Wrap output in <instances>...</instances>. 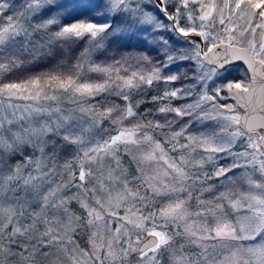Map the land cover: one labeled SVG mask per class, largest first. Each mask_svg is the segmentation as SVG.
I'll return each instance as SVG.
<instances>
[{"label":"snow or ice","instance_id":"obj_1","mask_svg":"<svg viewBox=\"0 0 264 264\" xmlns=\"http://www.w3.org/2000/svg\"><path fill=\"white\" fill-rule=\"evenodd\" d=\"M250 2L251 0H249ZM242 3L243 0H238L234 5L235 9H240ZM261 4H264V0H261V3L252 5V7L258 9L261 8ZM33 5L36 8L44 7V11L50 13L48 18L37 25L35 29L36 31L43 29L48 36V40L43 44L33 41L31 38L32 33L24 29L19 23H13V19L9 17L8 27L0 31V60L7 58L9 63H0V76L3 75L4 71L9 70L10 66H19V62L12 54L6 55L4 53V45L7 42L14 43L16 38L21 35L24 36L21 51H30L34 61L54 60L61 54L53 47V41H66L72 38L81 39L86 36L97 49L105 47L103 42L108 36H111L112 39L135 38L148 46L150 50L153 44L158 43L162 46L158 51L163 53V58L159 64L152 65L150 58L141 54L137 58V67L140 70L131 72L129 76H120L122 70L120 60H113L111 64L95 63L89 56L83 62L78 59L70 68L66 64L58 65V67L68 68L65 72L54 70L49 73H39L19 82L3 83L0 81V252L8 251L12 255L15 253L11 252V248H18L22 255L27 245L20 243L16 237L25 236L30 230L37 231L38 225L52 223L56 217L55 215L50 217V211L55 214L63 210L68 215L70 224L72 214L68 212L66 205L70 199H77L78 197L65 198L63 194L73 187L80 190L83 183L94 175L89 165L97 160L102 161L105 155L113 158L115 168L118 169L120 161L117 152L121 145L125 146V150H128V145H151V151L143 159L155 163L156 174L144 179L146 191L150 190V195H141L139 190L133 191L129 188L128 185L134 183L140 177H133L131 180L125 178L121 182L123 185L122 191L115 196H109V209H106L107 221H105V215L98 211V209L105 208L104 204L98 199L93 200L91 207L88 203L81 201L82 207L87 210L89 225L100 222L115 223L117 225L115 228V246L112 242H109L107 249H104L103 244H96V233H92L91 256L88 252L81 250L83 256L87 258L88 264H111V262L119 261L121 256L117 253V246L120 247L124 258L136 253L140 264H145L146 258L149 264H160L156 255L158 251L169 245L174 237L181 235L188 237L189 243L200 246L201 250L197 254L195 264H213L215 249L219 245L207 244L205 243L207 240H254L256 237H261L264 240V199L247 196L243 199L249 201L248 209L251 211V215H245L243 223H240L239 226V231L246 233L245 235H237V229L231 223L221 222L219 219L216 226L211 230L205 227L203 235H200L199 231H193L187 223L183 225V233L173 232L169 234L167 230L168 224H180L190 215L185 211L187 200L181 199L180 196L181 194H187L190 199L192 196L191 189L194 186L215 179L219 181V187H226L227 183L232 181L229 173L238 168L251 169L253 173H258L264 179V136L258 134L253 136L255 127L251 123H249L247 131L241 130L239 127L233 130V126H239L241 120L238 115L231 114L234 111V106L226 103V101L233 96H238L239 91L247 93L249 89L241 82L227 81L226 74L219 72V69H223L226 64L231 63L227 59L228 51L224 52V64L213 67L210 72H205L199 77L200 80H207L215 76L221 81L213 89L211 95L205 92L200 95L194 104L181 108L162 106L157 109L159 113L174 112L178 117H181L193 115V110L211 103L212 111L217 114L215 118L219 121L217 125L219 131L202 133L199 138L187 136L186 130L194 122L191 121L179 131L171 134L169 137L171 143L166 151L159 141H153V137L147 134L146 129L171 128L174 121H167L166 125L148 121L147 124L138 122L131 127L121 126L123 121L137 117L135 109L139 107V102L133 104L129 95L124 94L123 89L139 88L141 85L150 87L154 82L161 81L167 85L178 80L177 75H163V72L170 69L173 62L177 60H196L199 69L203 71L206 67L205 62L200 59L203 49L200 44L188 40V37L195 35L202 38L205 46L211 44V47H208V52L224 45H227L228 49L236 47L234 42L237 40V35L234 29L224 27L226 19L228 23H231L230 17L225 18L222 15L223 8L229 7L228 3L223 4V8L220 9L221 15L217 18L214 15V10L217 8L214 3H204L203 0H152V3L147 6L153 8L164 20L169 22L167 28L152 12L144 11L146 5L143 4V0H103L102 3H94L93 0H31L30 8ZM7 7L6 2L0 4V13ZM169 7H171V12ZM85 12L89 14L94 12L95 16H85ZM259 16L264 18V11H260ZM77 17H84V19L79 22L66 23V21H74ZM100 17L105 18L108 22L102 24L87 22L90 18ZM117 19L126 26L114 27L112 21ZM248 23L249 28H244L240 35L242 36L244 32H248L250 29L253 34V38L249 41L250 47L255 50L258 46L259 51H255L254 54L258 57L264 56V22L255 26L251 25L250 20ZM217 24L220 26L218 31L216 30ZM50 27L58 30L49 33L48 29ZM257 29L261 30L258 45L255 38ZM163 31L169 33L167 39L159 35ZM122 33L127 35L122 36ZM169 39L179 43L191 44L192 55L173 54L177 50L170 49ZM81 55L83 56L84 53ZM259 63L264 65V58H261ZM141 64H147L150 71L145 72L141 68ZM123 71L127 73V69H123ZM90 73L100 74L103 79L101 81L92 80L89 76ZM113 75L116 79H113ZM117 81H119V84H117ZM114 86L121 89L115 94L122 97L125 107L120 108L118 105H112V107H106L103 112L98 114L101 118H110L114 111L119 110L121 115L112 120L116 134L110 135L103 143L85 139L86 130L81 126L85 115L95 117L100 104L108 103V101L101 98L98 103H93L91 107H84L81 102L84 100L96 101L97 97H103L105 93L111 94ZM234 90L237 91L234 92ZM183 91L186 90L177 88L165 91L160 97H152L150 102L156 103L158 100H167L170 97L177 98L178 93ZM224 92H227L228 95H221ZM189 95H191L190 92ZM64 96L69 97L73 103L80 106L70 110L62 109L58 105L52 106L53 103L58 102ZM3 97H7L9 100L7 107L12 109L11 119L4 114ZM12 98L30 100L33 103L25 105L23 114L17 116L16 110L20 106L11 104ZM220 101L225 103H219ZM237 103H239L238 100ZM40 114H46L47 118L41 123L40 127H32L29 118ZM200 118L204 119L203 116ZM137 119L139 120V117ZM20 120H28L29 127L17 132H11L9 128L11 132V140H9L4 135L5 126L13 125ZM49 134L62 140L67 145L76 146L73 159L66 161L61 166L64 172L58 173L56 171L57 165L54 155L51 157L45 155V146L48 144L45 137ZM141 136L142 138H140ZM180 138H184L187 143L180 144ZM240 138H245L243 143L239 145L244 151L237 152L233 150V147ZM25 146H30L33 149V152H30L28 156L24 155ZM52 146L56 147L55 141L52 142ZM37 150L41 153V156L32 159L34 152ZM169 152L180 153V155L174 158L169 155ZM193 153H202L201 159L191 164L192 169H195V171H186L189 161L185 157H191ZM16 156H19L24 163H16L15 165L10 163ZM49 159L53 161L51 167L48 166ZM221 161H231V163L223 165ZM74 164L77 167L73 168ZM205 165H211L213 171L211 173L203 171ZM29 168L31 171L24 175L25 169ZM33 172L36 175H33ZM65 174L68 176L67 181L63 180ZM57 176L61 178L59 182L54 179ZM243 176L251 187L264 189V184L255 183L253 176L248 171H245ZM76 180L80 183H75ZM188 181H191V183H188ZM157 183L159 187L156 186ZM45 186H47V191H44L41 195V191ZM18 189L22 190L24 195H17ZM203 190L212 191L213 186ZM8 193H11V196H8ZM29 193L33 194V200L31 201L28 200ZM231 195L230 191L220 192L215 199H227ZM157 199H167L169 203L160 208L159 212L154 210L144 214L145 201L152 204ZM10 200H14L15 204L9 203ZM129 201H132V203L129 204ZM31 203H37L39 211H28V205ZM231 204L235 209L239 206L240 201H232ZM217 207H220V205H217ZM121 208L125 212L123 216L117 211ZM129 214L135 217L138 222L134 223L132 219H129ZM195 215L201 216L204 213L198 212ZM25 219L30 220V223L25 225L23 223ZM156 219H163L166 223L157 225L154 223ZM125 221L128 224H134V227L139 230L135 233L134 241L125 227ZM158 228L160 230H157ZM145 235L154 239L145 243L143 248L136 247L135 245L139 244ZM64 240V234L57 235L55 229L46 228L33 243L32 252L46 256L48 253L40 252V249L46 245L61 244ZM102 249H104L103 252ZM245 251L256 258L257 264H264V242L249 246ZM149 252L153 254L151 257L148 255ZM31 255L32 253H30ZM232 256L235 259L236 253H232ZM23 259L27 260L28 257H23ZM171 259L172 264H192L190 257L183 254H173ZM239 259H242V257ZM0 264H3L2 260H0ZM215 264H223V262L215 261ZM244 264H247V261Z\"/></svg>","mask_w":264,"mask_h":264},{"label":"rangeland","instance_id":"obj_2","mask_svg":"<svg viewBox=\"0 0 264 264\" xmlns=\"http://www.w3.org/2000/svg\"><path fill=\"white\" fill-rule=\"evenodd\" d=\"M203 2L216 4L217 8L216 10H214V15L217 18H219L221 15L220 9L223 8V4L227 2L229 7L223 8L222 15L223 17L228 18L230 17V11L232 10L230 8L231 7L230 3H232L234 6L235 3L238 2V0H203ZM3 3L5 2L3 0H0V4H3ZM30 3L31 1H29V4L26 5V8L27 7L30 8ZM151 3H152V0H143V4L146 5L144 9L146 10V12H152L154 15H156L157 12H155L153 8L147 6V5H150ZM32 7H35V6L33 5ZM27 9L24 10L25 14L23 15V17H28L30 15L31 11L28 12ZM232 11L233 13L235 12L234 9ZM22 21L23 19L19 18L18 21L16 22L14 21L13 23H19L21 26H23ZM261 22H264V18H261L259 19L258 22H255V25ZM237 23H239V21L237 20L234 21L232 19H231V23H228L226 19V23L224 26H227V28H233L234 24L237 25ZM7 27H8V24L0 26V31H2L4 28H7ZM216 30L217 31L219 30L218 24L216 26ZM260 31H261L260 29H257V34L255 37L257 40V45L259 42ZM236 33L238 32L236 31ZM236 35H237V38H240L241 36L240 34H236ZM244 35L245 34H243L242 36ZM247 35L249 36V41H250L253 38V34H247ZM239 41L240 40L235 41L234 43L248 48L253 54L255 51H259L258 46H257V49L253 50L250 47L249 43L248 45H244L242 42L240 43ZM10 45H15V42L14 43L7 42L5 43L4 46L9 47ZM208 47H211V44H208L207 46H205V43H204L203 45L204 50H207ZM256 57L259 59L264 58V56H261V57L256 56ZM211 69L212 68L210 66H206L203 69V71L200 70V73L201 75H203L205 72H210ZM263 70H264V65H263ZM217 85L219 84L216 82L215 76H213L212 79L203 80L201 89L199 87V89L201 90L200 95L204 94L205 92L208 95H211L213 89ZM244 85L247 86V83H244ZM235 91L237 90H234V92ZM221 95L226 96L228 95V93L224 92V93H221ZM2 99L5 104L4 114L8 116L9 119H11L12 109H9L7 107L9 100L7 97H3ZM10 103L13 105L20 106V108L16 110V115L20 116L23 114L24 106L30 103H33V102L30 100L12 98ZM226 103L232 104L234 106V111L231 114L238 115L240 117L242 111L240 108H238L236 104L235 96L228 99ZM81 104L83 105V103ZM57 105L62 109H69V110L76 109L80 106L78 104L73 103L69 97H65L62 100V103H59V102L53 103L52 106L55 107ZM197 111H198V115L204 117V120L213 122L216 125L215 132L219 131V128L217 127L219 121L215 118L217 114L216 112L212 111L211 103L207 105H202L200 109H197ZM46 118H47L46 114H40L39 116H32L29 119L31 121V126L38 128L40 127L41 123L45 121ZM98 122H99V117L97 115L95 117L90 116V115H85L84 122L82 123L81 126L86 130V135L89 133L91 134L94 133V130ZM28 127H29L28 120H20L13 125H6L4 129V135L6 138L11 140V132L23 131V129H26ZM237 127L239 126L234 125L233 130H235V128ZM9 128L11 129V132L9 131ZM146 131L148 135H151L148 129H146ZM155 132L157 135L162 134L160 131H157V130H155ZM256 134L258 133L254 132L253 136H255ZM48 136L45 137V139L48 141V144H49ZM151 136L153 137V141H157V139L153 135ZM200 136L201 135L195 136V137L199 138ZM140 138H142V136ZM163 139L166 140V142H168L167 148L164 147V145L162 144L163 143L162 141H159V142L161 146L167 151L169 149V145L171 141L169 140V137L168 138L163 137ZM244 139L245 138H240L237 140V144L234 145L233 147L234 151H237V152L244 151V149L239 146L241 143H243ZM37 143H39V141H37ZM179 143L184 144V143H187V141L184 138H180ZM72 146H73V150H75L76 146L75 145H72ZM27 147H29V153L33 152V149L30 146H27ZM120 147L122 148L123 153H125L128 156V158L130 159L133 165L134 177H140V179L136 180L134 183H130L128 185L129 188H131L133 191L139 190L141 195H150V190L146 191V184H144V179L150 178L156 174V165L154 162L144 160L143 157L149 151H151V145H140V146L128 145L127 146L128 150H125V146L123 145H121ZM49 154L50 153L47 152L46 146H45V155L48 156ZM169 155L174 158H177L179 157L180 153L169 152ZM201 155L202 153L200 154L193 153L191 157H188V156L185 157L189 161V165L186 167V171H195V169H192L191 164L194 163L195 161L200 160ZM40 156H41V153L37 150L34 152L32 159H37ZM117 156L118 158L120 157L118 154ZM221 162L223 165H227L231 163V161H221ZM23 163L24 161H22L21 164ZM48 166H49V163H48ZM75 167H77L76 164L73 165V168ZM89 167H91V169L93 170V173H94L93 177L87 179L83 183V187L80 190H77L76 188L73 187L69 191L63 194L65 198L72 197V196L78 197L77 199H70L68 204L66 205V207L68 208V212L72 214L71 223L69 224V217L63 212V210H60L56 212L55 214L50 211L49 216L52 217L53 215H55L56 219H54L53 222L50 223L49 225H38V230L32 231L33 232L32 237H30L29 239H26L28 241L30 240L32 242L31 244L33 245L35 240L40 237V233L44 232L46 228H49V227L55 229V232L57 235L64 234L65 240L63 243L57 244L55 246L46 245L44 249H41L43 252H47V251L51 252L50 257L53 256V259H51V261L56 264H88L87 258L83 256V253L81 252V250H83L84 252H88L89 256H91V247H92L91 240H92L93 232L96 233L95 241L97 245L103 244L104 249H107L109 242H112L113 245L115 246V236H116L115 228L117 227V225L115 223L108 224L106 222H100V223H96L93 225H89L87 222L89 219L87 215V210L82 207L81 201L88 203L89 206L91 207L93 200L98 199L105 206L104 209H98V211H100L102 215H105V221H107L108 216L106 213V209H109V205H108L109 196L110 195L115 196L118 192L122 191L123 185L121 182L126 178L125 168H123L124 165H121V164L118 169L115 168V161L113 160L111 156H107V155L103 157L102 161L97 160L95 162H92L89 165ZM57 168H56V171L60 170V171H57L58 173L64 172V169L62 167L59 169ZM29 171H31L30 168L25 169L24 175H27ZM203 171L211 173L213 171L212 166L205 165ZM244 171H248L249 174L253 176V180L255 183L264 184V179H262L258 173H253L251 169H247V170L244 169ZM33 175H36V173L33 172ZM114 178H118V179H114ZM54 179H56L57 182H59L61 178L60 176H57ZM67 179H68V176L65 174L63 176V180L67 181ZM129 180H131V178ZM213 181L214 179L208 181L205 184H198L194 186L191 189L192 196L190 199L187 197V194H181L180 198L187 200L185 211L186 213H189L190 215L186 217L185 221H181L180 224H174V223L168 224L167 230L169 234H172L173 232L183 233V230H184L183 225L187 223L188 225L191 226V229L193 231H199V234L203 235V229L207 227L209 230H211L213 227L216 226L218 219L221 222L227 221L231 223L233 227L237 229V235L246 234V233H241L239 231V226H240V223H243V217L245 215L250 216L251 211L248 209L249 201L243 199V196L264 199V189L251 187L248 184L247 180L242 175V181H244L248 185L246 186V189L247 188L249 189V191L246 194L239 192L238 193L239 197H234V198L228 197L227 199H220V200H215L213 198L210 200L208 199V196L210 197L213 196L211 195V191H204L203 189L213 186V183H212ZM75 183H80V182L76 180ZM188 183H191V181H188ZM156 186L159 187V184L157 183ZM44 191H47V186H45V188L41 191V195L43 194ZM17 195H24V193L22 190L18 189ZM205 196H207V198H205ZM28 200L29 201L33 200V194L31 193L28 194ZM213 200H215V202H213ZM236 200H239L240 204L237 208L234 209L232 207L231 202L236 201ZM13 201L14 200H10L8 202L14 204ZM128 203L131 204L132 201H129ZM167 203H169V200L167 199H157L152 204H149L147 201H145L143 212L144 214H147L154 210L159 212L160 208L164 207ZM33 204H36V203L29 204V206H31L30 209H32L31 211H39V206L36 208ZM217 205H220V207H217ZM117 211L119 212L121 216L125 215L123 208L117 209ZM198 212H202L204 213V215H201V216L195 215ZM129 219H132L134 223L138 222L136 221L135 217H133L131 214H129ZM23 223L27 225L30 223V220L27 224L25 221H23ZM154 223L157 225H160V224H165L166 222L163 219H156ZM124 224H125L127 231L131 235V239L134 241L135 233H137L139 230L134 227V224H128L126 221L124 222ZM157 230H160V229L158 228ZM262 242H264V240H260L258 239V237H256L254 240L245 239V240H224V241L207 240L205 241V243L210 244V245L212 244L219 245L215 249V261H222L223 264H244L245 261H247V264H257L256 258L250 253L246 252L245 249H247L249 246L260 244ZM104 249H102V252ZM116 250H117V253L121 256V259L119 261L111 262V264H140L138 254L134 257L133 255L130 254L126 258H124L120 247L117 246ZM200 250L201 249L199 245L189 243L188 237L181 235V236L174 237L173 241L166 247H162L156 255H157V258L159 259L160 264H172L171 257L173 256V254L186 255L190 257L192 264H195L197 254L200 252ZM209 251H211V249H209ZM232 253H236L235 259L233 258ZM148 255L149 257H151L153 254L149 252ZM58 256L63 257L64 261H61V259ZM225 257H227V259H225ZM240 257H242V259H239ZM21 260H23V258ZM215 261L213 262V264H215ZM145 264H149L147 258L145 260Z\"/></svg>","mask_w":264,"mask_h":264},{"label":"trees","instance_id":"obj_3","mask_svg":"<svg viewBox=\"0 0 264 264\" xmlns=\"http://www.w3.org/2000/svg\"><path fill=\"white\" fill-rule=\"evenodd\" d=\"M8 4V7L0 13V26L7 25V21L9 17L13 19V22L18 21L19 18L23 19V28L26 29L28 32L32 33V40L38 41L43 44L46 40H48V36L45 34L43 29L36 31V26L41 24L45 19L48 18L50 13L44 11V7L36 8H26V5L29 4L31 0H3ZM256 1V2H255ZM94 3H102L103 0H93ZM261 3V0H243L240 9H235L232 3H230V8L233 10L230 11V18L232 20H237L239 23L237 25L234 24L233 29L234 32L236 31L240 34L243 32L244 28H249V20L251 21V25L255 26V22H258L261 17L259 16L260 11H264V4H261V8H254L252 5ZM28 12L31 11L28 17H23L24 10ZM146 12V10L144 9ZM169 11L171 12V8L169 7ZM27 12V13H28ZM85 16H95V13L89 14L85 12ZM156 17L158 20L162 21L167 28L168 21L164 20V18L159 14L156 13ZM84 19V17H77L74 21H66V23L72 22H79L80 20ZM257 20V21H256ZM87 22L93 23H106L108 22L105 18L100 17L96 19H89ZM114 27L118 26H126L119 22V20L112 21ZM227 27V26H224ZM220 28V26H219ZM58 29L54 27H50L48 29L49 33L55 32ZM244 36H240L237 38L236 41L240 40L239 42L243 43L244 45H248L249 43V36L247 34H252L250 29L248 32H244ZM127 35L125 33L121 34ZM143 35V33H141ZM159 35L164 36V38L169 37V33L163 31L159 33ZM151 39V37H149ZM190 41H193L191 38H187ZM24 36H19L16 41L15 45L4 46V53L12 54L14 58L19 62L18 67H9V70L4 71L3 75L0 76V81L3 83L9 82H19L23 81L33 75L39 73H49L52 71H61L65 72L70 68L73 64L77 62L78 59L83 62V60L87 59L89 56L91 60L95 63H105L111 64L113 60H120L122 65V70L120 72V76H129L133 71H139L140 68L137 67V58L142 54L150 58L152 65H157L162 61L163 53L158 51L162 46L160 44H153L151 46V50L148 46L144 45L143 42L136 40L135 38L131 39H112L111 36H108L105 41L103 42L105 47L103 49H97L93 43L89 42V38L86 36L81 39L72 38L69 40H56L52 42L53 47L58 50L61 54L56 57L54 60H46V61H34L32 53L21 51V45L23 44ZM169 47L170 49H176L177 51L173 54L179 55L184 54L191 56L193 49L192 45L188 43H179L172 39H169ZM87 50V51H86ZM84 53L82 56L81 54ZM201 59V56H200ZM0 63L8 64V59L0 60ZM67 65L68 68L65 67H58V65ZM213 68L214 66L207 65ZM120 67V65H118ZM141 68L144 69L145 72L150 71V68L147 64H141ZM123 69H127V73L123 71ZM220 73L226 74L227 81L231 82H241L242 84H248V74L245 67L242 64H229L226 65L223 69H219ZM177 75L179 77L178 80L171 82L170 84H165L163 81L161 82H154L152 86L141 85L139 88L133 89H123L124 94L129 95L130 101L133 104L139 102V107L135 109L137 113V117L129 118V120L123 121L122 127H131L135 123H145L147 124L148 121H152L153 123H159L161 125H166L167 121H174L171 128L164 127V128H157V129H148L151 135H153L157 141H162L164 147H168V142L163 139V137H170L172 133L179 131L181 128L188 125L191 121H194L190 124V127L186 130V135L195 137L199 136L202 133H212L215 132L216 125L213 122L201 119L200 115H198L197 109L193 110V115H185L178 117L174 112L170 113H159L157 109L162 106H171L173 108H181L186 105L194 104L201 94V85L202 81L200 80V69L198 67L197 61L193 59L185 60V61H175L173 62L170 69H167L163 72L164 76L167 75ZM90 78L95 81H101L103 77L100 74L90 73ZM113 79H116L115 75H113ZM216 82L218 84L221 83L219 79L216 78ZM119 84V81H117ZM200 87V89H199ZM177 88L185 89L186 91L178 93L177 98H169L167 100H158L156 103L150 102L152 97H160L165 91L175 90ZM121 89L114 86L111 90V94L105 93L103 97H97L96 101L91 100H84L83 103L86 107H91L93 103H98L101 98L108 101V103L100 104L99 108L97 109V116L99 117V122L94 130V133H89L85 136L87 140H94L100 143H103L110 135H115L116 130L112 124V120L117 119L121 114L119 110L114 111L110 118H101L99 116V112H103L106 107H112V105H118L120 108L125 107V102L121 96L116 95L117 91ZM189 92L191 95H189ZM67 97H62L58 102L62 103V100ZM219 103H224L220 101ZM155 130L160 131L162 134L157 135ZM63 135V134H61ZM163 135V136H162ZM165 135V136H164ZM49 144L46 145V150L48 153V157L55 156V163L57 165V169L61 168L62 164H65L66 161L72 160L75 155V150H73L72 145L65 144L62 140L58 139L53 135H49ZM97 139V140H96ZM55 141L56 147L52 146V142ZM29 154V147L25 146L24 155L28 156ZM117 154L120 156L119 161L121 165H124L126 178L130 177L131 179L134 177L133 173V165L128 158V156L123 153L122 148H119ZM22 159L19 156H16L14 159L10 161L13 165L16 163H22ZM49 166L51 167L53 161L49 159ZM222 163V162H221ZM60 171V170H57ZM243 168L235 169L233 172L229 173V176L232 177V181L227 183L226 187H219V181L215 180L213 183V190L211 191V195L208 196V199H215V195H218L220 192L230 191L232 195L229 198L239 197L238 193L246 194L249 189H246L248 186L244 181H242V175L244 174ZM128 178V179H130ZM11 196V193L7 194ZM244 197V196H243ZM207 198V196H205ZM216 200V199H215ZM213 200V202H215ZM15 204V201H13ZM36 208L39 206L33 204ZM33 206V207H34ZM31 206L28 205V211H31ZM35 209V208H34ZM26 224L29 222L28 219L24 220ZM33 232L28 231L25 236H18L16 239L23 244L27 245L26 250L23 254H20V249L18 248H11V252L15 253L10 255L8 251L0 252V260L3 261V264H56L51 261L53 256L50 257L51 252L47 251L48 255H38L32 252V244L29 243L30 237H32ZM258 239L262 240L261 237ZM44 249V248H42ZM48 249V248H47ZM40 252H43L40 249ZM131 255L136 256V253H132ZM23 257H28L27 260L23 259ZM59 257V256H58ZM61 261H64L63 257H59Z\"/></svg>","mask_w":264,"mask_h":264},{"label":"water","instance_id":"obj_4","mask_svg":"<svg viewBox=\"0 0 264 264\" xmlns=\"http://www.w3.org/2000/svg\"><path fill=\"white\" fill-rule=\"evenodd\" d=\"M194 42L200 44L203 51L201 52V60L207 65L216 67L219 64H224L225 56L224 52L228 51L229 64H242L248 74L247 87L249 91L247 93L239 91V95L235 96L236 104L241 109L240 115L241 124L239 125L241 130L247 131L249 123L255 127V132L260 136H264V70L263 65L259 63L257 58L248 48L236 45L235 48L228 49L227 45L218 47L212 52L204 50V42L201 37L190 36ZM211 61V63H209ZM225 65V66H226ZM237 100L239 103H237ZM154 238L151 236H144V239L137 244L136 247L143 248L145 243L152 241ZM151 246V245H149Z\"/></svg>","mask_w":264,"mask_h":264}]
</instances>
